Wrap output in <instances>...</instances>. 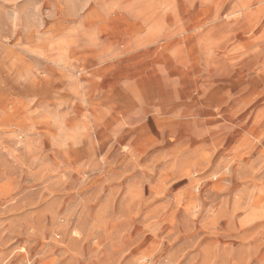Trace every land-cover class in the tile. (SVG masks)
<instances>
[{
	"label": "clouds",
	"instance_id": "clouds-1",
	"mask_svg": "<svg viewBox=\"0 0 264 264\" xmlns=\"http://www.w3.org/2000/svg\"><path fill=\"white\" fill-rule=\"evenodd\" d=\"M197 2L0 0V153L31 172L40 153L29 150L20 156L16 148L21 144L28 148L47 138L53 153H62L76 145L98 151L101 142H107L109 151L114 145L119 150V163L133 172L141 169L144 182H151L155 167L139 163L147 150L141 141L148 122L155 121L159 129L160 152L173 146L170 141L196 143L211 131L203 113L212 107L216 77L240 67L246 58L258 59L264 71V41L253 38L241 44L233 32L241 21L257 15L264 19V0H238L226 18L216 12L194 21L185 14ZM199 2L202 8L213 4ZM169 14L171 21L166 19ZM224 30L233 38H219ZM185 78L196 84L190 95L184 91ZM106 79L112 80L107 88L102 87ZM14 86L24 99L6 104ZM40 125L46 135L37 131ZM122 140L127 148L120 147ZM65 183L68 178H61L57 190ZM81 206L86 210L82 200L76 204ZM109 236L107 247L119 249L123 234ZM262 249L264 241L239 250L216 248L205 264H264ZM159 251L141 253L125 264H178L157 255ZM124 255L117 254L108 264H121Z\"/></svg>",
	"mask_w": 264,
	"mask_h": 264
},
{
	"label": "rangeland",
	"instance_id": "rangeland-1",
	"mask_svg": "<svg viewBox=\"0 0 264 264\" xmlns=\"http://www.w3.org/2000/svg\"><path fill=\"white\" fill-rule=\"evenodd\" d=\"M237 2L213 0L202 8L198 0L185 15L201 21L219 12L226 18ZM233 32L241 44L264 41V19L257 15L241 21ZM224 37L233 35L224 30L219 38ZM246 61L216 77L212 107L203 113L211 131L196 143L170 141L173 146L160 152L156 122L144 126L141 143L147 150L139 163L155 167L149 183L141 169L133 172L119 163V150L114 145L109 151L107 142L98 151L76 145L62 153H53L47 138L28 148L21 144L16 148L20 156L29 150L40 153L31 172L0 153V264H108L126 253L125 264L157 249V255L178 264H205L213 249L239 250L264 241V71L258 59ZM111 83L106 79L102 87ZM182 84L189 95L196 88L192 79ZM23 99L14 86L6 104ZM37 131L47 134L43 125ZM119 145L128 147L123 140ZM166 161L171 163L166 166ZM64 177L68 183L57 190ZM81 200L86 210L76 207ZM109 233L123 234L115 251L105 244Z\"/></svg>",
	"mask_w": 264,
	"mask_h": 264
}]
</instances>
